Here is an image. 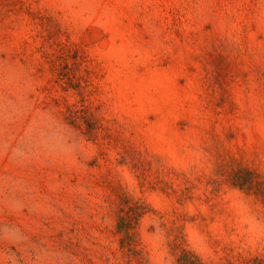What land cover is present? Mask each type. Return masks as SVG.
I'll use <instances>...</instances> for the list:
<instances>
[{"label":"rangeland","instance_id":"obj_1","mask_svg":"<svg viewBox=\"0 0 264 264\" xmlns=\"http://www.w3.org/2000/svg\"><path fill=\"white\" fill-rule=\"evenodd\" d=\"M0 264H264V0H0Z\"/></svg>","mask_w":264,"mask_h":264}]
</instances>
